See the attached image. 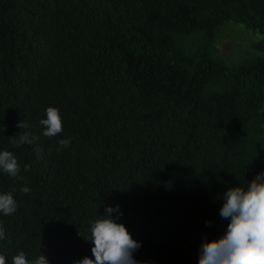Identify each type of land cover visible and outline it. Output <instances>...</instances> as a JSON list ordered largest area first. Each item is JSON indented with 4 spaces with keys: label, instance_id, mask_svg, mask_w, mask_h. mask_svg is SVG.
I'll use <instances>...</instances> for the list:
<instances>
[{
    "label": "trees",
    "instance_id": "trees-1",
    "mask_svg": "<svg viewBox=\"0 0 264 264\" xmlns=\"http://www.w3.org/2000/svg\"><path fill=\"white\" fill-rule=\"evenodd\" d=\"M226 21L264 52V0H0V151L21 168L0 171L18 203L0 214L8 264L94 259L89 221L117 205L137 264H199L227 231L223 194L264 172V57L215 56ZM24 131L32 144L15 147Z\"/></svg>",
    "mask_w": 264,
    "mask_h": 264
},
{
    "label": "clouds",
    "instance_id": "clouds-1",
    "mask_svg": "<svg viewBox=\"0 0 264 264\" xmlns=\"http://www.w3.org/2000/svg\"><path fill=\"white\" fill-rule=\"evenodd\" d=\"M46 118L39 121L43 126V135L53 138L62 133V117L56 107L46 108ZM17 127L28 129L26 121H19ZM15 147L25 143L31 145V133L20 132L18 138L13 136L10 141ZM70 139L59 141L58 151L68 147ZM24 166V171L30 169ZM0 171L17 178L21 172L17 157L11 151H0ZM22 179V177H20ZM21 192H30L28 187H22ZM224 204L220 209V216L228 219L226 233L218 240L204 242L201 247L199 264H264V172L257 174L247 187L237 186L229 188L224 194ZM18 208L13 192L0 194V214L13 215ZM107 218L98 217L89 221L90 235L86 238L94 246L91 248L94 259L88 257L74 262V264H137L133 253L141 246L132 239L124 224L117 223L112 218L122 215L119 205L106 208ZM7 239L5 229L0 225V240ZM0 264H8L7 257L0 254ZM11 264H49L43 254L29 259L21 251L12 256Z\"/></svg>",
    "mask_w": 264,
    "mask_h": 264
},
{
    "label": "rangeland",
    "instance_id": "rangeland-1",
    "mask_svg": "<svg viewBox=\"0 0 264 264\" xmlns=\"http://www.w3.org/2000/svg\"><path fill=\"white\" fill-rule=\"evenodd\" d=\"M261 38L241 23L226 21L214 40V55L226 63H236L243 56L258 55L264 57V52L252 47V43Z\"/></svg>",
    "mask_w": 264,
    "mask_h": 264
}]
</instances>
